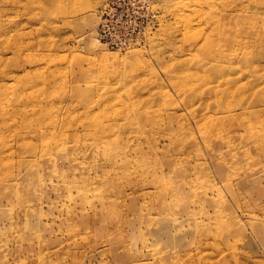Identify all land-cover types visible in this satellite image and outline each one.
I'll return each instance as SVG.
<instances>
[{"label": "rangeland", "instance_id": "374dc122", "mask_svg": "<svg viewBox=\"0 0 264 264\" xmlns=\"http://www.w3.org/2000/svg\"><path fill=\"white\" fill-rule=\"evenodd\" d=\"M48 1L0 0V33H6L10 52L16 43L20 45L22 54H25L28 47L38 52V58L45 60L51 54L60 56L55 58L56 61H47H50L48 64L57 63L60 67L62 77L54 81V87L62 89V92L58 96L46 97H51L50 104L55 105V113L62 106L65 114L79 109L72 116L73 127L77 131L81 130L79 123H86L90 128L93 120L88 119L89 113L83 111L89 105L76 102L78 108L73 109L70 106V98L81 97L80 100L85 101L84 97H92L94 93L85 91L84 84L80 81L83 77L88 79L93 77L89 73L82 75L80 70L72 68L69 63L90 59L94 55L85 46L88 41L103 48L107 54L117 55L119 62H123L124 58L126 60L128 58L126 56L136 58L140 55L148 66L143 82L160 83L162 92L175 98L173 85L162 63L171 67L176 65L179 67L183 63L191 73L195 74L194 79L200 80L202 72L194 63L196 59L201 58V55L199 51L190 49L187 43L182 41L178 31L176 34H164L167 26L172 24L168 10L180 3L181 13L190 16L191 24L203 23L202 19L207 20L208 23L201 25L205 29L204 36H208L207 43L210 47L223 46L231 32V30L228 32L222 30L220 34L213 32L209 17L199 16L197 14L200 13H194L195 11L185 7L184 0H148L144 3L140 1L134 6L126 1L119 3L115 1L109 4L107 10H105L107 0H90L86 9L89 15L86 19L92 17L94 23L83 26H66L60 19L57 23L52 22V17L48 18L46 15L49 8ZM62 1L70 6V0ZM213 1L218 8L215 10L217 14L227 10L232 15L226 24L242 33L241 37L247 46L245 50L260 56L257 62L253 61L247 69L255 72L253 75H257L256 82L251 86L252 88L250 87V91H246L245 96L240 95L232 99L231 106L236 107L239 103L238 97H243L248 104L253 105L251 110L259 113L254 124L264 128V102L258 104L259 100H264V60H262L264 21L262 25L258 19L256 28L247 31L245 28L247 19L243 18L248 16V11L244 0ZM259 11L264 12V8H260ZM263 16L264 13L260 15ZM119 22L132 27L124 37H120L115 29V25ZM131 42V46L134 47L126 51ZM9 44L6 43L7 46ZM51 46L54 50H50ZM9 56L10 53L2 56L6 65L12 62ZM82 66L86 70L87 65L84 62ZM33 79L32 76L25 83L17 85L14 81L11 82L7 88L9 97L6 105V109L9 110L7 113L18 111L31 99L32 94H37L36 92L28 94L30 87L37 89L42 87L40 83L31 86L35 83ZM76 80L78 81L74 83ZM112 81L115 83L111 84L120 85L119 89L104 96L122 100L125 97L122 96L120 88L123 84L125 86L130 84L118 78ZM21 91H24V95L21 96L23 98L17 96V92ZM206 103L207 101L203 102L202 110L206 109ZM211 103L212 101H209V104ZM116 108L117 111L124 110L120 105ZM94 111L105 114L101 109ZM105 119L107 118H99V120ZM194 121V116L176 111L171 129L167 125H164L163 131L153 128L152 136L157 142L150 146L145 143L144 137L135 133L134 126L115 124V136L120 146L142 149L152 154L155 161L149 167L142 163L139 155L122 157L120 162L126 161L123 164L127 167V173L123 172L124 167H122L111 176L114 180L109 192V200L114 204L115 210L113 217L109 218L110 221L101 222L99 218L96 221L94 217L99 215V208L88 205L85 214L87 218L83 222L74 221L72 217L66 222L60 211L69 205L73 207L74 204L56 197L51 189L47 188L36 193H21L22 201L18 205L13 204L14 214L22 209L18 212L20 215L15 216L11 223L0 219V243L5 245L4 248H0V259L6 258V264H264V161L257 172L251 174L247 173L252 170H249L244 162L242 152L232 155L224 146L213 144L212 150L208 153ZM205 126L212 125L206 123ZM235 128L236 126L233 125L229 129L231 134L235 133L232 131ZM56 130L60 132L59 129ZM133 136H138L139 139ZM105 142L109 144L110 138ZM252 149L253 147L251 154H256L257 152ZM214 153L220 154L218 158L222 157L226 160L237 156L232 167H223L227 177H222L218 173ZM255 161L252 160V163L257 166ZM131 165L139 168L140 175L129 174ZM141 166L150 170L144 173ZM173 168H175L174 173L170 174L169 170ZM153 173H159L160 179H151L150 175ZM151 180L160 183V188L163 187L164 182L166 185L184 183V187L182 186L178 191V197L161 200L156 191L152 194L142 193L147 190L146 187ZM191 187L196 189L192 190ZM122 188L123 193L115 192ZM212 191L214 195L210 197L214 198L216 194H220V199L208 200L204 194ZM199 193H202L200 197H198ZM6 197L9 196L6 194L0 197V211L11 208L10 203L15 201ZM197 197L199 205H196L194 200ZM217 209L228 214L220 217L217 215ZM160 211L163 213L160 214ZM40 213L41 219L33 217ZM74 213L78 212L74 210ZM94 214L96 216H93ZM250 215L258 220L245 221ZM82 223H85L84 227H81ZM9 224H12V230L8 229L11 227ZM20 225H26L27 229L19 227ZM66 228H74V233L69 234ZM22 241L23 245L17 247L18 242ZM148 246L161 251L162 256L153 258L149 253L150 250L147 249ZM50 247H58L59 250L52 255L48 252ZM20 248L23 250H19Z\"/></svg>", "mask_w": 264, "mask_h": 264}, {"label": "bare ground", "instance_id": "6f19581e", "mask_svg": "<svg viewBox=\"0 0 264 264\" xmlns=\"http://www.w3.org/2000/svg\"><path fill=\"white\" fill-rule=\"evenodd\" d=\"M244 2L248 11V16L243 18L247 19L245 28L247 31H252L256 28L258 19L263 25L264 16L260 17V15L264 12L259 10L264 8V0H244ZM89 3L90 0H70L69 6L62 0H49L47 3L49 8L45 14L48 18L52 17V22L57 23L60 19L66 26L92 25L93 18L86 19L89 15L86 11ZM179 4L173 5L168 10L172 24L167 26L164 34H176L178 31L182 36V41L187 43L190 49L200 52L201 58L196 59L194 64L202 72L201 79H194L195 74L191 73L183 63L179 67L177 65L171 67L162 63L168 73L171 85H173L174 95H176L175 98L169 97L162 92L163 88L160 83L143 82L148 66L140 55L136 58L126 56V58L128 57L126 60L124 58L123 62H119L117 55L107 54L103 48L88 41L85 46L94 55L90 59L69 63L72 68L80 70L82 75L89 73L93 77L91 79L83 77L80 81L83 82L85 91L94 93L92 97H84L85 101L80 100L81 97L70 98V106L73 109L78 108L76 102L89 105L83 111L89 113L87 118L93 121L90 128L86 123H79L80 131H77L72 123V116L79 109L65 114L62 111V106L55 113V105L50 104L51 97H46L49 95L58 96L62 92V89L54 87V81L62 77L59 71L60 67L57 63L48 64L50 61H47H56L55 58H60V56L51 54L45 60L41 57L38 58V52L28 47H26L25 54H22L20 45L18 46L16 43L10 52L6 33H0V50L3 51H0V88H2L0 89V197L7 194L8 200L11 198L15 200L10 203L11 208L0 211L1 220L11 223L19 214L18 212L22 211L20 209L15 213L16 215L13 212L14 205H18L22 201L21 193H36L49 188L56 197H61L65 202L74 204L73 207L69 205L66 209H61L60 213L64 221L67 222L72 217L74 221L83 222L87 218L85 214L88 205L92 208H99V215L94 217L96 221L98 218L101 222L110 221L109 218L113 217L115 210L114 204L109 200V192L114 180L111 176L122 167H124L123 172L127 173V167L123 164L126 161L120 162L122 157L139 155L142 163L149 167L155 161L152 154L142 151V149L120 146L115 136V124L134 126L135 133L144 137L148 146L155 145L157 140L152 136L153 128L163 131L164 125H167L171 129L178 110L189 116H194L199 137L208 153L212 150L213 144L224 146L232 155L242 152L244 162L248 169L252 170L247 173L251 174L256 173L258 167L263 165L264 128L254 124L259 113L256 110H251L253 105L248 104L243 97H238L239 103L236 107L231 106L232 99L240 95L245 96L246 91H250L251 86L256 82L257 75H253L255 72L247 69L253 61L258 60L259 55L245 50L247 46L241 37L242 33L226 24L232 15L227 10L217 14L215 10L218 8L213 0H184V6L195 11L194 13H200L197 14L199 16L207 15L211 20L213 32L220 34L222 30L225 32L231 30L223 46H208V36H204L205 29L201 25L208 23L207 20L202 19L203 23L199 22L194 25L192 22L191 24L190 16L181 13L182 8ZM131 44L132 42L126 51L134 47ZM50 50H54V47L51 46ZM44 51L46 52V50ZM8 53L11 55L9 59L12 62L6 65L2 56ZM262 60H264V55ZM83 62L87 65L86 70L82 66ZM32 76L35 83L31 86L40 83L42 87L39 89L30 87L28 94L33 92L37 94H32L31 99L24 103L18 111L7 113L9 111L6 109L9 98L7 88L11 82L14 81L16 85L25 83ZM115 78L130 84L121 86L122 96L125 97L122 100L117 97L104 96L119 89L120 85L111 84L115 83L112 81ZM23 93L24 91L17 92V96L23 98L21 97L24 95ZM204 101H207V106L205 110H202ZM209 101L212 103L209 104ZM263 102L264 100L261 99L258 104ZM119 105L124 109L123 111H117L116 107ZM95 109L104 110L105 114L95 112ZM54 113L55 115L51 116ZM101 117L107 119L99 120ZM206 123L212 126H205ZM233 125L236 126L235 129H232L235 133L231 134L229 129ZM56 129H59L60 132ZM138 136H133V138L139 139ZM107 138H110L109 144L105 142ZM252 147V150L257 152L256 154H251ZM219 155L214 153L215 166L222 177H227L223 167H232L235 163L234 158L237 156L226 160L222 157L218 158ZM252 160H256L257 166L252 163ZM141 167L144 173L150 170ZM174 170L175 168L170 169V174L174 173ZM183 171L184 169H182ZM129 174L140 175L139 168L131 165ZM150 178L160 179V174L153 173ZM159 184L151 180L146 187L147 190L142 193L145 195L156 191L158 198L162 200L168 197H178V191L182 186L184 187V183L166 185L164 182L161 188ZM191 189L196 188L191 187ZM115 192L123 193V188L117 189ZM213 193V191L207 192L204 195L210 201L220 199V194L216 193L214 198L210 197L214 195ZM201 195L202 193H199L198 197ZM198 197L194 199L196 205H199ZM163 208L167 211L170 210L169 205V210ZM74 210L78 212V215L74 213ZM161 213L163 212L160 211ZM38 214L33 217L41 219V213ZM227 214L228 212L217 209L218 216L223 217ZM255 220L258 219L251 215L245 219L248 222ZM84 224L82 223L81 227H84ZM9 226L11 227L8 229L12 230V224ZM19 227L27 229L26 225ZM74 230V228H66V232L69 234L74 233ZM22 243L23 241L18 242L17 247H21ZM1 247L4 248L5 245L0 243ZM147 249L150 250L149 253L153 258L162 256V252L159 250L156 251L149 246ZM58 250V247H50L48 252L55 255ZM0 264H6V258L0 259Z\"/></svg>", "mask_w": 264, "mask_h": 264}, {"label": "built area", "instance_id": "2783aa9c", "mask_svg": "<svg viewBox=\"0 0 264 264\" xmlns=\"http://www.w3.org/2000/svg\"><path fill=\"white\" fill-rule=\"evenodd\" d=\"M115 1H118L121 2V1H126L127 3H129L131 6L134 4L138 5V2H142L144 3L145 1H148V0H107V5H106V8L105 10L108 9L109 7V4L111 3H114ZM132 27L131 26H128L127 24L123 23V22H119L117 25H115V29L116 31H118L120 37H124V35L128 32H130L128 29H131Z\"/></svg>", "mask_w": 264, "mask_h": 264}]
</instances>
